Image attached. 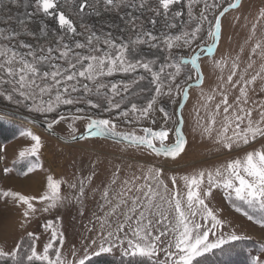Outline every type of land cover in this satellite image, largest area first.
<instances>
[{"label":"snow or ice","instance_id":"obj_1","mask_svg":"<svg viewBox=\"0 0 264 264\" xmlns=\"http://www.w3.org/2000/svg\"><path fill=\"white\" fill-rule=\"evenodd\" d=\"M11 2L18 3V0H11ZM98 2L99 0H27L26 6L30 5L34 9L28 15L39 14L43 20H52L62 35L56 41L55 46L40 47L35 50L31 44L24 41H20L18 47L0 44V97L18 106L23 105L31 112L45 114L56 112L62 105L79 103H86L98 109L101 107L99 103L73 95L80 93L82 96H88L94 92L97 96H104L107 101L105 110L119 109L120 103L115 102L114 98L121 95V91L128 92L129 85L124 84L122 89H119L116 83L109 86L103 82L102 78L111 77L116 73H136L142 69L150 74V83L155 85V95L148 100L145 107L138 108L135 103H131L130 110L121 112V115L128 117L130 113H138L137 119L147 118L157 103L158 97L172 96V85L175 83L176 76L181 73V66L190 65L191 70L185 80L187 86L175 85V92L177 95H182V101L176 112L177 126L174 129L175 142L173 144L165 143L169 130L163 126L155 131L148 127L142 128L143 135H137L135 132H118L116 125L109 119H90L86 126L88 136L118 138L127 141L129 146L144 148L156 156L175 160L184 152L187 144L182 131L184 102L188 99L189 89L200 87L204 81L199 63L201 56L196 53L190 59H180L178 63L166 62L156 71L153 68L156 63L154 60L144 61L133 58L137 45L147 43L151 48L158 47L156 43H153L158 38L151 32L143 33L148 37L147 40L137 36L131 42L130 48L128 44L114 43L110 34L102 40L81 22L79 27L84 28L88 35L84 42L76 40L75 37L82 33L78 32L76 23L66 14L62 5L70 3L72 5L71 15H77L83 21L86 15L91 14L88 10L94 11ZM124 2L125 0H103L106 7H118ZM192 2H197V0H192ZM147 3L148 0H140V7L143 8ZM157 3L158 9L152 10L159 15V9H163V13L167 15L171 6L179 4L180 0H157ZM241 4L242 0H234L215 16L212 28L207 33L212 43L206 47L200 46L201 52L210 57L213 55L222 35L221 18L230 10L238 9ZM174 15L178 17L181 13L175 12ZM201 18L207 20V16L203 14ZM260 20H264V9L259 11L258 19L253 24L252 36H255L256 26ZM23 23L21 21V24ZM152 23L155 24L156 21L153 20ZM46 28L45 23L40 29L42 34ZM200 31L201 28L197 26L191 33L185 32L181 36L164 38L162 43L169 51L168 61L174 59L171 56V50L178 46L177 42L183 40L184 45L191 46L198 38ZM29 34L35 36V33ZM18 35L19 33L10 32L5 35L0 32V39L11 41ZM65 37L71 39L72 43L65 42ZM101 44L104 47H101ZM21 48L26 51H20ZM256 55H259L261 60L257 71L249 74V70L253 69L256 64V61L249 59L246 68L241 72L237 57L233 59L231 71L226 79L223 76L220 77L222 84L219 91L213 90L207 95L202 93L205 101L203 105L205 117L201 118L202 122L198 119L201 134L208 139H213V133H215L214 143L229 152L234 146H248L258 138L264 139V99H252V95L257 93L258 82L259 92L264 93V39L258 40L251 48V56ZM225 63L226 61L222 60L216 62L215 66L222 70ZM165 68H173L175 72L168 73L165 77L163 75ZM144 78L141 75L138 79H134L133 83H138ZM166 80L170 81L167 85ZM4 85H9L11 91H7ZM229 85H231L230 89ZM165 88H167L166 91ZM102 89H109L111 96L108 93H102ZM232 90H238V95L230 103L229 95ZM217 94L221 99L209 107ZM14 95L19 99L14 100ZM121 98L124 99L123 96ZM159 110L164 113L166 120L171 119V115L163 107ZM254 113L257 114L256 119H253ZM197 116L200 117L199 112ZM82 118L76 116L73 119ZM217 118H219V128L216 127ZM64 119L62 115L59 119L53 118L47 122V129L51 131L54 125ZM68 127L73 133L72 138L77 139L76 129L71 124ZM20 135L29 138L32 143L19 151L18 157L21 160L35 157L38 161L43 146L40 136L31 131H22ZM155 142L159 143L158 147ZM39 167L41 166L38 163H33L25 175ZM4 171L7 173L10 169ZM162 174L161 168L150 167L141 176L133 175L119 181V169L113 173L110 184L116 185L119 181L120 187L114 193L111 188H106L102 192L105 205H110V207L103 217H97L100 242L97 244V241L93 240L92 245L96 246V250L89 253L86 249L84 256L74 261V264H88L93 257L112 253L116 248L120 249L123 257L128 258L127 264H143L145 260L149 264H206L207 255L210 253L216 255L218 251L221 257L230 255L232 247L225 246L240 241L241 236L231 233L227 237L221 235L214 240L210 239V236H216L217 229L224 227V222L206 203V198L210 197L213 189L216 188L225 190L227 198L231 199L234 196L235 200L241 202L242 205L258 211L261 214L258 223L264 227V148L248 151L243 157L231 160L214 169L199 170L180 177L172 176L170 178L171 189L161 178ZM178 180L183 182V193L177 186ZM87 182L91 183V177L87 178ZM205 183L207 184L206 189L203 187ZM84 185L85 181L81 180L78 202H81L84 197ZM71 187L75 188L76 185L73 184ZM46 189L39 196L24 195L10 190L3 191L0 196L10 198L14 204L23 207L22 216L26 222L38 211L35 206L37 203L44 205L39 211L47 213L64 202V197L61 196V181L49 175ZM236 211H242L241 207H237ZM245 215L249 220L254 219V216L247 212ZM112 217H115L114 221ZM58 223L59 219L48 221L43 225L46 231L51 230V240L42 252H37L36 249L35 241L38 237L29 232L28 237L32 243L24 257L20 256L23 249V242H21L11 251L0 248V258H10L15 261V264H36L37 261L40 264H65L59 248H55L50 255V250L54 248L57 241L61 246L63 245V234L56 228ZM21 226L23 227V224ZM161 252L164 253L162 260L159 259ZM252 264H264V260L258 256L254 257Z\"/></svg>","mask_w":264,"mask_h":264},{"label":"rangeland","instance_id":"obj_2","mask_svg":"<svg viewBox=\"0 0 264 264\" xmlns=\"http://www.w3.org/2000/svg\"><path fill=\"white\" fill-rule=\"evenodd\" d=\"M233 2L234 0H197V2L185 0L183 5L177 7L178 11H182L184 15L182 21L176 17V36H181L185 32L191 33L197 26L201 28V31L191 46L184 45L183 40L177 42L178 46L173 47L171 56L178 63L184 57L201 53L199 63L203 71L204 81L200 87H194L190 90L188 102L182 110L184 119L182 131L187 144L184 152L175 160L156 156L144 148H136L102 138L84 139L70 143L68 141L73 140V133L68 127L70 124L76 129V137L83 135L86 130L83 119H73L76 115L82 116L80 113L74 112L73 106L75 104L64 105V109H66L65 119L54 125L52 129L59 136L55 137L41 126L13 117L9 112L29 116L36 120L48 116L52 120L53 118L59 119L61 116L57 112L58 110L45 114L31 112L23 105L18 106L14 102H9L4 97H0V108L4 110L1 112L3 114H0V193L10 190L24 195L39 196L47 190V177L51 175L54 179L61 181V196L64 197V202L60 206L47 213L39 211L44 205L37 203L35 206L38 211L25 222L22 216L23 207L14 204L10 198L0 196V248L11 251L18 243L27 239L25 246L29 250L32 240L28 237V233L31 232L38 237L35 241L37 252H42L51 240V230L46 231L43 225L48 221L59 219L56 228L63 234V245L61 246L57 241L54 248L50 250V255L55 248H59L65 264H74V261L84 256L86 249L89 253L96 250V246L92 245L93 240H96L97 244L100 242L97 217H103L110 207V205L106 206L102 199V192L106 188H111L114 193L120 187L119 181L133 175L141 176L148 168L152 167L163 170L161 178L171 189L170 178L172 176L180 177L199 170L214 169L231 160L243 157L248 151L264 148V139L258 138L257 141L248 146H234L233 150L229 152L214 143L215 133H213V139L202 136L198 124V119L205 117V109L203 108L205 101L202 93L207 95L211 94L213 90L219 91L222 84L220 77L223 76L226 79L229 75L233 59L239 58L241 72L246 68L249 59L256 61L254 68L249 70V74L257 71L261 64L259 55L251 56V48L258 40L264 39V20H260L257 24L255 36H252L251 29L258 19L259 11L264 9V0H242L238 9L230 10L222 18V35L213 55L210 57L200 51V46L206 47L212 43L207 33L212 28L215 16ZM190 4L191 7H189ZM202 14L207 16V20L201 18ZM160 18L165 21L162 16ZM161 38L164 39L165 37ZM162 49L164 50L166 47L163 46ZM166 52L168 54L165 57L162 55L161 64L174 62V60L168 61L169 51L166 49ZM222 60L226 63L221 70L215 64ZM181 68V73L176 76L175 83L172 85V96L161 95L158 97L157 103L147 118L137 119L138 113H130L128 117H124L121 112L130 110L131 103H135L138 108L147 105L148 100L155 95V85L148 83L151 78H144L138 83L129 84L130 90L128 92L117 95L114 101L120 103L119 109L105 110L107 105H103L104 98L97 97L95 103H99L101 107L95 110L100 116L111 120L116 125V130L121 133H138L145 127L155 131L160 130L163 126L169 130V137L165 143L171 145L175 142L176 112L179 103L182 101V95H177L175 92V85L179 84L181 87H186V75L191 70L189 67ZM174 72L175 69L173 68H165L163 75L166 77L168 73ZM165 83L167 85L170 81L166 80ZM133 85H139V91L131 90ZM141 87L143 88L141 89ZM256 87L257 93L252 95V99H264V93L259 92V82ZM228 88L230 89L231 85ZM166 90L167 88H165ZM236 95H238V90L230 92V103ZM88 96H85L84 100ZM122 96L124 99L121 98ZM16 98L14 97V100ZM220 99L221 97L217 94L209 107L219 102ZM88 107L94 109L90 105ZM161 107L171 115V119L166 120L164 118V113L159 110ZM197 112L200 113L199 118ZM256 118L257 114L254 113L253 119ZM217 121L216 127L219 128V118ZM22 131H31L40 136L43 146L38 161L35 157H28L23 160L18 157L19 151L32 143L29 138L20 135ZM156 145L159 146V143L157 142ZM33 163H38L41 167L25 175ZM5 169H10V171L6 173ZM117 169H119V181L116 185H111L110 181ZM88 177H91V183L87 182ZM81 180L85 181V194L82 201L78 202ZM73 184L76 185L75 188L71 187ZM177 186L183 193V182L178 180ZM203 187L206 189L207 184L205 183ZM206 203L224 222L223 229H217L216 236H210V239L214 240L221 235L227 237L229 234L235 233L242 237L241 242L254 244L253 248L250 245H245L248 247H246L247 255L244 258H248V262L250 261L252 264L253 258L257 256L264 260V251H261L264 249V227L258 223L261 216L258 211L242 205L241 202L235 200L234 196L231 199L227 198V193L222 188L213 189L212 195L206 198ZM237 207H241L242 211L237 212ZM245 212L254 216V219L249 220ZM111 219L114 221L115 217ZM243 254L236 255L242 257ZM99 257L119 259L123 256L120 249L116 248L112 253L103 254ZM163 257L164 253L161 252L159 259L162 260ZM94 258L97 257L92 259Z\"/></svg>","mask_w":264,"mask_h":264},{"label":"flooded vegetation","instance_id":"obj_3","mask_svg":"<svg viewBox=\"0 0 264 264\" xmlns=\"http://www.w3.org/2000/svg\"><path fill=\"white\" fill-rule=\"evenodd\" d=\"M185 0H180L179 4H175L171 6L167 15L163 13V9H159L160 14L157 15L156 11L152 9H158L157 0H148V3L141 8L140 0H125L124 3L120 4L118 7H106L103 4V0H99L96 3L95 10H88L91 12L90 15H86L84 20L81 21V18L77 15H71L72 5L69 3L67 5H62L63 10H65L66 14L70 16L71 19L74 20L78 27V32L82 33L81 35H77L75 37L76 40L81 42L85 41V37L88 35V32L85 31L84 28L79 27L81 22L86 24L88 28H90L96 35L100 36L103 40L105 37H108L110 34V38L116 44H128L131 48V42L134 41L137 36H141L143 39L147 40L148 37L144 36L143 33L151 32L152 35L156 36L158 39L153 41L158 45L157 48L149 47V44L145 43L143 45H137L136 51L133 54L134 59H141L144 61L154 60L156 63L153 65L154 70L158 71L160 66L162 65L161 59L162 55L165 57L168 53L166 49H162L165 46L162 43L161 37L168 36H176V17L174 15L175 12H180L181 15L178 16L182 21V17L184 13L182 11H178L177 7L184 4ZM27 4V0H18V3H12L11 0H2L0 2V32H3L5 35H8L10 32L15 34L19 33L15 39L9 41L6 39H0V44H7L9 46L16 45L19 46L20 41H24L28 44H31L33 49H38L40 47L47 48L49 46H55L56 41L60 38L62 33L57 29L56 24L52 20H43L39 14L30 16L28 14L32 13L34 9ZM160 16H162L165 21L161 20ZM155 20L156 23L153 24L152 21ZM21 21L24 23L21 24ZM47 24V28L42 34L40 29L43 24ZM174 25V27H171ZM29 33H35V36L30 35ZM65 42L72 43V40L68 37H65ZM101 47H104L101 44ZM20 51H26V49H19ZM81 51V50H76ZM86 51V50H85ZM39 54V53H38ZM201 55V53H200ZM192 57H184L183 59H190ZM176 63V59H173ZM179 62V61H178ZM181 67H189L190 65ZM143 75L145 78H151L149 73L144 72L142 69L138 70L136 73L124 74V73H116L111 77H103L102 80L104 83L109 86L112 83H116L119 89H122L124 84H133L134 79H138L139 76ZM150 84V81L148 82ZM152 85V83H151ZM4 88L7 91H11L9 85H4ZM139 85H133V91H139ZM143 87H141L142 89ZM130 90V89H129ZM102 93H108L110 95L109 89H102ZM125 92L121 91V94ZM75 96H81L84 99L85 96H82L80 93H74ZM92 95V96H91ZM91 96V97H90ZM16 98V96L14 95ZM99 97L100 99L104 98L103 95L97 96L94 92L89 94L88 98L85 100H92L95 103V100ZM16 99H19L18 97ZM105 100V98H104ZM103 105H107V101L103 102ZM14 108V106H11ZM64 105L60 106L57 112L64 116L65 110ZM27 109V108H26ZM68 111L70 109H67ZM73 110L75 113H80L83 117L82 121L85 122V127L89 123L90 119H108L103 116H100L95 109H91L88 107L86 103H79L73 106ZM79 110V111H78ZM3 109L0 108V114ZM9 114L13 117H18L20 119H24L25 121H29L31 123L36 122L41 124L42 128L47 130L49 133L54 135L55 137H59L57 134L53 132V130L47 129V122L51 121V118L42 117L40 120H36L29 116H23L18 113L9 112ZM78 116V115H76ZM118 131V130H116ZM129 133V132H125ZM136 133V132H135ZM86 134V130L85 133ZM137 135H143V132L136 133ZM169 137V136H168ZM88 139H101L90 137ZM157 143V142H155ZM158 147V146H157Z\"/></svg>","mask_w":264,"mask_h":264},{"label":"trees","instance_id":"obj_4","mask_svg":"<svg viewBox=\"0 0 264 264\" xmlns=\"http://www.w3.org/2000/svg\"><path fill=\"white\" fill-rule=\"evenodd\" d=\"M27 238V237H26ZM27 239L23 242V249L20 252V256L24 257L26 253H28V249L25 246L27 245ZM254 247V244L245 243V242H233L231 245H226L225 247H232V253L228 256L221 257L219 255V252L217 251L216 255H208L206 264H251L250 261L248 262V258H244L245 255H247L246 251L248 246ZM252 245V246H251ZM241 246V247H240ZM245 246V247H244ZM244 253L242 257H239L237 255ZM237 254V255H236ZM237 256V257H235ZM128 258L122 257V258H109V257H97L94 259H91L88 261V264H127ZM0 264H15V261H12L10 258H0ZM36 264H40V262H36ZM143 264H149L147 260L143 262Z\"/></svg>","mask_w":264,"mask_h":264},{"label":"water","instance_id":"obj_5","mask_svg":"<svg viewBox=\"0 0 264 264\" xmlns=\"http://www.w3.org/2000/svg\"><path fill=\"white\" fill-rule=\"evenodd\" d=\"M224 17V16H223ZM222 17V18H223ZM222 18H221V20H222ZM219 43V42H218ZM215 50L216 49H214V52H215ZM194 88V87H193ZM192 88H190L189 89V92H190V90H191ZM188 99H189V95H188ZM188 99H187V101L186 102H184V107H185V105L187 104V102H188ZM34 124H36V125H39V126H42L41 124H38V123H36V122H33ZM90 137H94V138H96V137H98V138H102V139H108V140H111V141H113V142H117V143H121V144H125V145H128L129 146V144H128V142L127 141H123V140H121V139H118V138H113V137H105V136H88L87 135V133L86 134H83V135H81V136H78L77 137V139H73V140H70V141H68V142H70V143H76V142H79V141H81V140H84V139H87V138H90ZM168 140V139H167ZM166 140V141H167ZM165 141V142H166ZM164 157V156H163Z\"/></svg>","mask_w":264,"mask_h":264},{"label":"bare ground","instance_id":"obj_6","mask_svg":"<svg viewBox=\"0 0 264 264\" xmlns=\"http://www.w3.org/2000/svg\"><path fill=\"white\" fill-rule=\"evenodd\" d=\"M29 187V186H28Z\"/></svg>","mask_w":264,"mask_h":264}]
</instances>
